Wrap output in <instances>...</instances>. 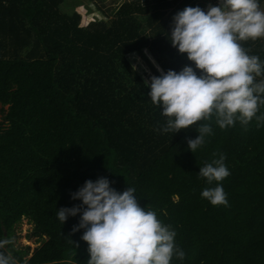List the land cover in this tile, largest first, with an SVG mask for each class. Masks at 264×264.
I'll return each instance as SVG.
<instances>
[{
    "label": "trees",
    "instance_id": "16d2710c",
    "mask_svg": "<svg viewBox=\"0 0 264 264\" xmlns=\"http://www.w3.org/2000/svg\"><path fill=\"white\" fill-rule=\"evenodd\" d=\"M64 2L0 0V240H13L5 250L16 264H87L85 229L72 231L81 213L63 224L56 213L82 204L72 194L86 180L106 177L119 192L133 187L139 205L176 231L185 256L171 264H264V124L213 122L193 153L187 141L202 122L158 131L166 117L148 96L151 66L160 75L195 69L170 42L174 15L219 0H85L98 19L63 11ZM242 44L264 60V38ZM220 154L228 206L201 196L215 182L200 167ZM24 219L35 248L17 245Z\"/></svg>",
    "mask_w": 264,
    "mask_h": 264
},
{
    "label": "clouds",
    "instance_id": "9594fccd",
    "mask_svg": "<svg viewBox=\"0 0 264 264\" xmlns=\"http://www.w3.org/2000/svg\"><path fill=\"white\" fill-rule=\"evenodd\" d=\"M264 38V9L260 0H219L207 12L199 6L185 7L173 17L170 42L179 53L187 54L195 69L185 65L179 72L161 71L150 78L148 96L162 109L166 122L158 128L175 133L196 127L199 135L188 139L195 153L213 133V122L221 129L239 122L247 126L253 119L264 124V60L250 55L242 42ZM260 78V79H257ZM149 83L145 80V84ZM217 154L213 153L215 157ZM223 154L200 167L199 176L208 185L201 196L213 206H228L222 181L230 176ZM106 177L86 180L72 194L82 204L61 207L57 217L62 224L81 213L73 232L85 229L81 237L88 243L87 264H171L184 259L176 242V231L157 218V212L142 208L133 187L119 192ZM86 206V207H85ZM11 238L0 240V264H16L5 249Z\"/></svg>",
    "mask_w": 264,
    "mask_h": 264
},
{
    "label": "rangeland",
    "instance_id": "374dc122",
    "mask_svg": "<svg viewBox=\"0 0 264 264\" xmlns=\"http://www.w3.org/2000/svg\"><path fill=\"white\" fill-rule=\"evenodd\" d=\"M97 0H93V2L95 3ZM76 1L75 0H65V2L61 5V9L63 11H66V12H69V13H73L75 11H83V12H86L87 15H90V16H93L95 18H100V14L99 12L95 11L93 8H92V5L91 4H87L84 1H82V5H77V3H75ZM111 0H105V3H110ZM96 4V3H95ZM191 2H188V7H191ZM97 5V4H96ZM98 5L102 6L101 3H99ZM82 6V7H80ZM81 8V9H80ZM103 8H106V7H103ZM264 9V7L262 8ZM150 64V63H149ZM152 68V71L157 75L159 76L160 74L158 73V71L155 69V67L151 66ZM31 228H32V225L27 223V219L23 220L22 223L20 224L19 226V233H18V239H17V245H25V244H28L30 245L32 248H35V246L39 245L38 242H35L34 239H30L28 238V234L30 233L31 231Z\"/></svg>",
    "mask_w": 264,
    "mask_h": 264
},
{
    "label": "bare ground",
    "instance_id": "6f19581e",
    "mask_svg": "<svg viewBox=\"0 0 264 264\" xmlns=\"http://www.w3.org/2000/svg\"><path fill=\"white\" fill-rule=\"evenodd\" d=\"M4 123V122H3Z\"/></svg>",
    "mask_w": 264,
    "mask_h": 264
},
{
    "label": "crops",
    "instance_id": "0c3cea01",
    "mask_svg": "<svg viewBox=\"0 0 264 264\" xmlns=\"http://www.w3.org/2000/svg\"><path fill=\"white\" fill-rule=\"evenodd\" d=\"M26 220V219H25Z\"/></svg>",
    "mask_w": 264,
    "mask_h": 264
}]
</instances>
